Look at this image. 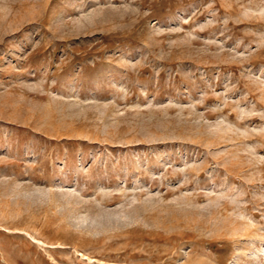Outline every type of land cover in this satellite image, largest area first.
Instances as JSON below:
<instances>
[{
  "label": "rangeland",
  "instance_id": "obj_1",
  "mask_svg": "<svg viewBox=\"0 0 264 264\" xmlns=\"http://www.w3.org/2000/svg\"><path fill=\"white\" fill-rule=\"evenodd\" d=\"M0 264H264V0H0Z\"/></svg>",
  "mask_w": 264,
  "mask_h": 264
}]
</instances>
